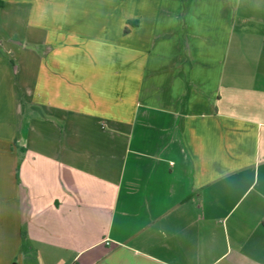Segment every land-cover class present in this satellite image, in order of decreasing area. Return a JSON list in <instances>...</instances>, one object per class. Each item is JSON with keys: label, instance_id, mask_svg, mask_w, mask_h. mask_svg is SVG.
<instances>
[{"label": "crops", "instance_id": "obj_1", "mask_svg": "<svg viewBox=\"0 0 264 264\" xmlns=\"http://www.w3.org/2000/svg\"><path fill=\"white\" fill-rule=\"evenodd\" d=\"M0 264H264V0H0Z\"/></svg>", "mask_w": 264, "mask_h": 264}, {"label": "rangeland", "instance_id": "obj_2", "mask_svg": "<svg viewBox=\"0 0 264 264\" xmlns=\"http://www.w3.org/2000/svg\"><path fill=\"white\" fill-rule=\"evenodd\" d=\"M34 22H36L37 24H42L45 27L46 31V35L47 37H49L50 39L55 40L56 42L60 43L61 41H64L66 39H71V36L76 37L72 38L74 40H81L85 42V46H86V42H88L89 38L88 36L84 35V36H80L84 31H76L73 30V32L70 29L66 30V25L62 22H60L59 16H50L51 19H47L45 16H34ZM68 31V32H67ZM85 34H88L89 36H91L94 39V35H98V32H92V31H88L85 32ZM78 35V37L76 36ZM70 43V42H69ZM78 47V50H84L87 51V49L89 47ZM75 49V48H74ZM68 50H71L68 49Z\"/></svg>", "mask_w": 264, "mask_h": 264}]
</instances>
